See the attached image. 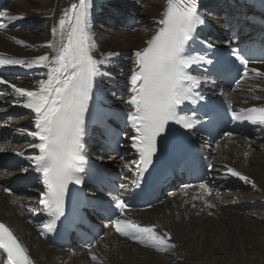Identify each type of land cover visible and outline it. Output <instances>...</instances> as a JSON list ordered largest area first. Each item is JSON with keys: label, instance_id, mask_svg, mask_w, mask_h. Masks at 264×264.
<instances>
[{"label": "snow or ice", "instance_id": "snow-or-ice-1", "mask_svg": "<svg viewBox=\"0 0 264 264\" xmlns=\"http://www.w3.org/2000/svg\"><path fill=\"white\" fill-rule=\"evenodd\" d=\"M94 0H77L64 10L58 24L52 28L53 40L45 47L53 49L54 54L45 53L26 60L5 58L0 54V66H22L27 69L41 67L46 69V78L36 81L38 87L26 89L11 84L10 87L25 103L23 107L35 114V131L27 135L38 139L30 145L34 150L26 159L33 170L42 175L44 191L40 204L47 211L49 219L41 225L53 232L57 222L65 216L70 185L84 183L83 167L84 139L94 94L97 92L98 78L109 75L102 71L106 62L118 53H101L97 56V46L92 32ZM158 20L159 27L148 39L146 46L134 52V67L130 75V96L126 103L130 111L126 120L134 134L130 137L131 146L138 153L135 163L134 183L140 186L151 177L150 169L158 156L167 153L170 146L179 154L184 148V138L192 133L202 121L196 111H185L186 104H196L204 99L201 88L210 82L207 75H197L205 65L213 66V71L222 73L228 70L230 58H235L243 66L244 74L249 71L247 53L240 48H231L225 54L213 53L216 59L208 56L214 45L203 42L204 47L197 50L193 44L197 40V30L206 21L198 10V0H166ZM0 17L9 16L7 10L0 11ZM7 25L0 22V29ZM58 37V39H57ZM18 43H25L18 40ZM231 46L233 41L226 40ZM264 75V74H260ZM0 83L8 81L0 79ZM260 99V97H256ZM211 122L209 112L203 113ZM236 121H247L253 125L264 126V106H252L232 113ZM177 126L175 129L170 126ZM23 131V130H21ZM231 137L233 133L227 132ZM23 156L24 153H17ZM247 155V153H245ZM214 166L208 165L211 170ZM225 175L230 174L247 182L249 177L233 167H227ZM26 171V170H25ZM147 174V177H146ZM191 187V186H188ZM11 193V188L4 189ZM199 199L207 207H215L205 198L211 194L212 187L202 183L199 186ZM187 195V192H185ZM128 205L124 200L115 201V208L123 214ZM193 207H196L193 204ZM211 214V213H210ZM115 230L140 244L150 245L164 251L174 248L171 234L157 231L158 225H140L117 216L112 220ZM91 248V245H89ZM0 250L7 254L8 264H33L28 250L21 245L13 231L0 222ZM92 260H97L95 254Z\"/></svg>", "mask_w": 264, "mask_h": 264}, {"label": "bare ground", "instance_id": "bare-ground-1", "mask_svg": "<svg viewBox=\"0 0 264 264\" xmlns=\"http://www.w3.org/2000/svg\"><path fill=\"white\" fill-rule=\"evenodd\" d=\"M247 1H251L252 4L247 16L243 15L247 19H251L257 14L253 9L254 1L258 4L262 0ZM26 2L27 0H23V3L16 0V3H13V0H10L5 8L9 16L17 17V19L5 18L4 24L7 27L0 29V54H4L5 58L14 57L29 60L45 53L54 54L53 49L44 46L53 40L52 31L46 30L45 32L42 29L44 35L38 37L37 31L35 32V29L32 30V28L37 27L38 22L43 18L52 21L53 26L57 25L64 10L69 9L71 4L76 3L77 0H48L37 7H30L26 5ZM115 2L116 0H112L114 4H110L104 0H94L92 22L95 14L103 11L101 18L103 17L104 20L106 14H111L112 16L107 18V22L116 25L119 20L114 19L118 9L121 8L116 9L115 6L118 3L123 6L125 2L122 0ZM135 2L138 4L128 3L126 6H130L134 11L142 14V22L147 23L145 27L141 26L135 32L114 27L113 29L116 30L109 32L107 38L99 39L92 26L97 56L99 57L101 53H118L103 66L102 71L109 75L98 78L99 88L96 93L100 96L115 97L118 101L121 100L119 94L120 88L123 86L120 83L116 84V80L121 77L124 79L126 75H129L134 67V52L141 49L157 29V22L161 18L160 13L163 11L166 0L156 3V7L147 15L139 5L140 0H135ZM238 16L234 15V17ZM26 21L30 24H27ZM22 22L25 28L20 27ZM226 23H229L227 19ZM246 24L243 22V29ZM18 40H23L25 43H18ZM260 68L259 73L264 74V65ZM41 73H46V69L41 67L26 68L20 73L9 74L7 81L10 84H16L17 87L31 90L38 87L37 80L46 78ZM256 97H260V99H256ZM22 98L11 87L0 86V112H6L13 107L12 102ZM111 100L114 101V99ZM237 103L240 106L264 105V81L256 82L254 88H247L237 97ZM14 116L16 117L15 113L8 118H0V126L10 138L9 143L4 142L0 145V185L11 181V171L16 172L15 168L18 166L21 175L33 168L26 157L32 155L34 151H38L30 147V145L38 143V139L27 135L28 132L36 130L35 117L26 115L28 116L27 120L22 118L18 121ZM252 147L254 150H251ZM21 152L24 153L23 156L17 154ZM10 155H16V158H12ZM132 159L133 155L127 153L122 158L114 159L113 162L115 164L119 162L127 171ZM216 161L218 175L226 181L225 183L235 184L234 191L239 187L242 188L236 192L239 194L238 198L205 197L215 205V207L209 208L202 201L193 199L198 195L181 197V193H179L166 198L162 204L142 212L143 215L140 216L142 213H139V216L135 217V221L139 224H143L142 221L157 223L159 231L171 234V242L176 246L164 252L139 242L137 245H135L137 242L130 243L125 238H119L112 234L109 230L108 235L89 252L83 251L77 244H74L76 248L69 252L62 247L53 246L44 241L35 233L34 227L26 221L32 213L38 211V203L41 199L38 178L34 179L31 189L25 191L21 197L5 195L2 186H0V222L7 225L21 245L28 250L27 254L33 264H71L73 257L77 259V264H162L160 259H182L187 256L197 258L201 254L205 257H200L199 264H217V261L220 263L224 261L223 264H243L245 257L250 254L253 260L252 264H257L256 262L262 259L260 257L264 258V221L258 219L255 206L264 204V198L259 200L260 203H257L254 200L251 202L244 200V197L252 196L250 190L260 191L264 194V131L256 132L253 141L247 146L241 142L232 145L227 150H219ZM225 166L235 168L243 175L248 176L249 180L245 182L230 174L225 175L227 171ZM2 167H5V170L1 169ZM254 179L255 182L252 183L251 180ZM193 204L196 207H193ZM10 205H14V208L11 209ZM254 232L259 235L254 237ZM250 242L255 243L256 246H250ZM216 252H224L223 257L215 258L214 253ZM92 254L97 256V260L91 259Z\"/></svg>", "mask_w": 264, "mask_h": 264}, {"label": "rangeland", "instance_id": "rangeland-1", "mask_svg": "<svg viewBox=\"0 0 264 264\" xmlns=\"http://www.w3.org/2000/svg\"><path fill=\"white\" fill-rule=\"evenodd\" d=\"M117 1L118 0H116L115 3H117ZM159 1L160 0H144V2L142 3V8L141 9H142L143 12H145V15L149 14V12H152V10L157 5L156 3H158ZM19 2H22L23 3V0H19ZM42 2H45L46 3V2H48V0H27V2H26L27 4L26 3H24V4L29 5L30 7H37V6H40ZM222 2H223V6L222 7L226 6L225 9H227V10L229 9V11H232L234 15H239V14L242 15L244 13V11H248V6H247V4H244L243 3V0H221V3ZM229 2H230V4H227ZM13 3H16V0L15 1L13 0ZM110 4H114V3H110ZM102 13L103 12L96 13L95 14V17L93 19V22H92V26H93V28H95V32L98 35L97 37L99 39H101V38L102 39L107 38L109 32H112V31L116 30V29H113L114 27L115 28H121L119 26H116L115 24L108 23L106 21V18L103 20V17L101 18ZM140 15H142V14H140ZM26 23L27 24H30L27 21H26ZM41 23H42V25H41ZM146 24L147 23L145 21H143L142 27H145ZM52 26H53V22L52 21H49L48 19L43 18V20H40V22H38L37 27H35V28L33 27L32 30L35 29L34 31L35 32L37 31L38 37H43L44 31L46 32V30L47 31L48 30H52ZM20 27L21 28H25L23 22L20 24ZM20 30H22V29H20ZM28 116H26V117L25 116L18 117L16 119L18 121H20L22 118H25L27 120L28 119L27 118ZM5 142L6 143H9L8 140H6ZM251 150H254L253 147H252ZM15 169H17V171L16 172L14 170L11 171V176H13L16 173H19L20 172L19 171V169H20L19 166L17 168H15ZM238 190H242V188H240V187L237 188L232 195H226V196H221V197H224L226 199L238 198L239 197V194L236 193V192H238ZM250 193H252V196L251 197H248V196L247 197H244V200H247L249 202H251L252 200H254L257 203H260L261 201H259V200H261V199L264 198V194L261 193L260 191L258 192V191L250 190ZM10 208L13 209L14 208V205H10ZM255 211L258 214V219L264 221V204L256 205L255 206ZM258 235H259V233H257V232H254V234H253L254 237H257ZM252 245L256 246L255 243L250 242V246H252ZM99 248H100V246H99ZM226 251H228V249H226ZM184 253H186V252H184ZM223 253L224 252H216V253H214V257L221 259L223 257ZM200 257H205V256L203 254H201ZM200 257L195 258V257L187 256V257L182 258V259H172V260H162V259H160V261L162 262V264H199ZM260 258H262V259H259L256 263L257 264H264V258L263 257H260ZM252 261L253 260L251 259V254H250L249 256H246L245 257V262L243 264H252ZM216 263L217 264H223L224 261L222 263H220L219 261H217ZM71 264H77V259L75 257L72 258ZM205 264H207V263H205Z\"/></svg>", "mask_w": 264, "mask_h": 264}]
</instances>
